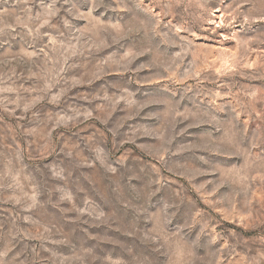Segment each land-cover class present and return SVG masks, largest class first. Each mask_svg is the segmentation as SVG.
<instances>
[{
    "label": "rangeland",
    "instance_id": "obj_1",
    "mask_svg": "<svg viewBox=\"0 0 264 264\" xmlns=\"http://www.w3.org/2000/svg\"><path fill=\"white\" fill-rule=\"evenodd\" d=\"M0 264H264V0H0Z\"/></svg>",
    "mask_w": 264,
    "mask_h": 264
}]
</instances>
